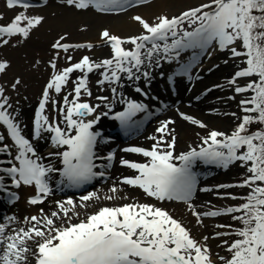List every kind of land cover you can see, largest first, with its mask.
<instances>
[{"label":"snow or ice","instance_id":"6c2138e0","mask_svg":"<svg viewBox=\"0 0 264 264\" xmlns=\"http://www.w3.org/2000/svg\"><path fill=\"white\" fill-rule=\"evenodd\" d=\"M4 2L18 11L6 22L0 13V49L23 47L45 23L39 10L50 0ZM58 2L77 12L114 16L153 4ZM129 19L138 25L135 34L105 27L95 42H70L68 33L60 35L50 45L46 63L51 72L30 116L28 97L9 94L19 97L23 80L0 83V204L15 205L19 190L30 187L27 203L37 208L23 219L0 212V264H264V0H196L174 14L161 9L152 17L133 13ZM97 48L107 55H74ZM214 56H223L226 66L231 62L233 71L201 95L224 92L215 99L236 103L238 112L209 110L231 119L230 130L210 128L204 119L177 108L181 120L203 132L197 131L183 150H178L177 121L169 117L158 120L145 138L147 146L119 149L141 159L120 156L117 161L116 149L102 154L101 147L112 143L102 121L118 122L125 133L139 132L170 108L159 92L150 91L157 79L173 95L181 81L191 92L204 74L221 68L212 63L205 69ZM42 63L37 59L33 67L38 70ZM165 65L174 67L168 71ZM10 67V60L0 59V77ZM45 143L49 150L42 153ZM114 163L132 174L113 180L103 198L87 191L94 181L112 178ZM233 168L239 170L237 179L203 183L213 169ZM68 189L85 194L74 197ZM129 189L140 195H121ZM57 193L64 198L55 199ZM201 194L209 198L201 202ZM101 199L126 202L97 207ZM170 204L182 205L191 220L174 215ZM194 229L207 234L198 238ZM210 240L226 255L214 253Z\"/></svg>","mask_w":264,"mask_h":264},{"label":"rangeland","instance_id":"374dc122","mask_svg":"<svg viewBox=\"0 0 264 264\" xmlns=\"http://www.w3.org/2000/svg\"><path fill=\"white\" fill-rule=\"evenodd\" d=\"M158 0H153V3ZM147 7V6H146ZM144 9L145 7H138L134 10ZM17 10H9L5 6L4 0H0V13H3L5 16V21L9 20L12 16L15 15ZM41 14H43L46 17L45 23L39 28L38 31H36L33 35V38L23 47L19 48H4L0 49V59H8L11 61V67L8 70L7 74L5 76L0 77V83H6L8 85L11 84L13 79L15 77H20L23 80V85L19 89V97H16L15 93H9L13 95L15 98H21V97H28V103L25 104V107H30L34 104V107L36 105V102L45 86V83L47 82L49 78V73L51 72V69L47 67V61L50 59L51 51H50V45L62 34L65 32L68 33V39L70 42H84L79 41L83 39L84 37L88 36V32L98 31L99 29L109 27L115 19L118 16L114 15H101L96 13L95 11H88V12H77L76 10L68 7H62L58 0H51L48 7H45L41 10H39ZM133 11V10H132ZM178 12V11H177ZM131 13V12H130ZM176 13V12H175ZM125 17V16H124ZM66 18V19H64ZM70 21H73L70 24ZM86 26L87 30L83 31L81 30ZM78 40V41H76ZM95 54L96 56H103L107 55L106 49H93L91 53L87 52V50L84 51H76L74 53L76 58H79L83 54ZM39 59L40 61H43L44 63L41 64L39 69H35L33 67L35 61ZM224 59L223 56H214L212 60H209L205 63L204 67L205 69L209 66H211L212 63H220L221 68H225V70H219L217 69L214 74L216 77L213 81L222 82L224 77L229 76L233 71V66L231 65V62L229 65H224L222 63V60ZM59 66L63 67L65 66V61L61 60L59 62ZM174 66H171V68L168 71H171ZM166 69V66H165ZM167 70V69H166ZM205 75V74H204ZM96 79V76H92L91 80L94 83ZM211 81V82H213ZM159 82H161L159 80ZM209 82V83H211ZM208 83V84H209ZM181 86L177 89V92L175 95L171 96L170 98V108L167 110V114L164 117H161L160 120L165 119L167 116H172L177 113V108H182L181 105L185 103L184 100H178L179 92L180 96L183 95V90L188 85L186 81L180 82ZM164 82L159 87V90H162L165 88ZM205 87H192V92L196 94V96H201L200 101H203L205 103V109H202L201 106L198 107V109L201 111V113H194L190 112L188 110L187 113L193 114L201 119H204L208 124L210 128H217L220 130H230L234 123L231 119H229L226 116L223 115H216V114H209V110L212 108H216L219 110V112H238V108L235 102L228 101L226 103H221L215 99V96H226L227 93L224 92H216L214 95H209L207 97L202 96V92ZM94 93L97 92L95 88H93ZM157 91V90H156ZM189 92V91H186ZM106 94V93H105ZM108 94V93H107ZM189 95L191 92L188 93ZM178 96V97H177ZM190 98V97H187ZM239 99V97L237 98ZM194 99L192 100L191 104L193 105ZM199 101V102H200ZM94 102V101H93ZM21 103L24 104L25 102L23 99H21ZM193 108V107H189ZM204 112V114H203ZM181 122L180 126H177V132L179 135V148L178 150H183L185 148V145L188 143L193 142L196 139V132L201 131L198 128H193L189 124H187L185 121L179 119ZM150 123V122H149ZM156 125H150L149 129L144 133L137 136V139L130 140L126 142V145L124 147L129 145H136L137 142L143 143L145 141V146H147L150 142L147 141L145 138L153 133V129ZM201 134L203 132L201 131ZM48 145L43 147V151H48ZM136 159H141L140 157L136 156ZM213 179L210 182H207L208 184H217V183H226L231 182L238 178L239 170L238 169H231L230 171L224 172V171H215L214 170ZM123 173V171H120V175ZM115 180V179H113ZM113 180L109 182L106 186H100L99 188H102L101 190H96L100 193L101 198H103L104 195L108 194V189L110 188L111 184L113 183ZM98 188V189H99ZM31 190L30 187H23L21 189L22 192V198L21 201L15 205V208L17 206H20L24 204V202H27V193ZM129 196H133L134 192L132 190H127L126 193ZM121 195H124V193H121ZM139 194L137 193V195ZM209 197L206 194H201L200 200L201 202L208 199ZM126 201H115V202H108L103 201L101 199L100 204L98 206H103V204H109L111 206V203H123ZM231 203V202H229ZM171 210H173V214L177 217H185V222L188 223L191 220V217L184 211V208L182 205L179 204H170L167 205ZM95 208H89L88 211H94ZM15 209L12 208L10 213H14ZM82 214H83V210ZM37 208L35 207H28L27 213L28 215L36 214ZM206 223H212V221H206ZM191 226V224L189 225ZM194 235H197L199 238L202 234H207V230H197L194 229ZM209 243L212 246L213 252H219L221 255H226V253L222 250L216 247L217 241H209ZM216 257L214 256L213 259Z\"/></svg>","mask_w":264,"mask_h":264},{"label":"bare ground","instance_id":"6f19581e","mask_svg":"<svg viewBox=\"0 0 264 264\" xmlns=\"http://www.w3.org/2000/svg\"><path fill=\"white\" fill-rule=\"evenodd\" d=\"M195 2H196V0H158V1L154 2L152 5L145 7L144 9L142 8V9H139V10H133L131 13H128L127 15L118 16L115 19V21L111 25H109V27H107V28L112 30L114 33H119L121 35L135 34L138 31V25H136L132 21H130L129 16L131 14L137 13V14H142L145 17H152L154 13L159 12L161 9H163V10L169 12V13H173L174 14L175 12L177 13V11H179L181 8L187 7L188 5L194 4ZM64 19H66V18H64ZM72 22L73 21H70V24ZM102 29H99L98 31H93L92 30V32H88L87 33L88 36L84 37L83 39H81L79 41H93V42L97 41L98 33ZM219 70H225V68H220ZM215 77H216V75L214 74V72L212 74H210V75L205 74L203 81L197 82L196 83V87H201V89H202V87L210 86L213 82H218V81H213ZM211 81H213V82H211ZM209 82H211V83H209ZM156 85H157V82H155L153 84L152 88H155ZM187 87H188V85L183 90L182 97L180 96V91L178 90L179 97L177 96L178 97L177 101L179 99L185 101V103L181 105L182 108H180L179 110L182 111V112H186V113L188 112V110L189 111L191 110L190 112H194V113H201V111L198 109V107L201 106L202 109H205V103L203 101L199 100L200 101L199 102V101L196 100L197 96L194 93L195 91L194 92L191 91V94L189 95L188 94L189 92H186L187 91L186 90ZM125 91L128 94L135 95L134 93H132V89L131 88H127ZM163 93H164L163 96H167V95L169 97L173 96V94H171V93H169L167 91H164ZM163 96H161V97H163ZM187 97H190V98H187ZM193 99H194V101H193L194 104L192 105L191 102H192ZM189 104H191V106H189ZM189 107H193V108L191 109ZM25 108H26V111L28 112V115L30 116L31 115V109L34 108V104L31 105L30 107L26 106ZM203 114H204V112H203ZM169 117H171V118H173V119H175L177 121L176 127L181 125V122L179 121L180 118L177 116V113L172 115V116H167V118H169ZM26 119H27V117H26ZM108 123H109V121H103L102 122L103 127L107 126ZM154 130H153V132H154ZM143 143H145V141H143ZM45 144L42 145L41 151H42L43 146H45ZM120 156H124L125 158L130 159L131 154H124V153H121V152H117V161L120 158ZM113 168H114V170L112 172V175L113 176L116 175V178L121 176L120 175V171H124L123 175L132 174L131 171H130L129 174H127L126 170H125L126 168L120 167L119 164L115 165V167H113ZM79 191L80 190H78V192ZM137 193H139V192H134V195H137ZM62 198H64V196ZM55 199H61V198H55ZM30 206L31 205H29L28 203L24 202V204H22L20 206H17L16 208L14 207L15 214L20 219H23L24 216L28 215L27 209ZM45 207H46V210H47V206H45Z\"/></svg>","mask_w":264,"mask_h":264}]
</instances>
